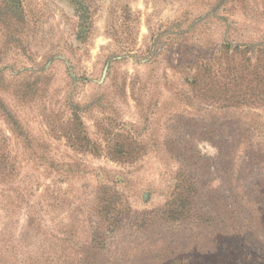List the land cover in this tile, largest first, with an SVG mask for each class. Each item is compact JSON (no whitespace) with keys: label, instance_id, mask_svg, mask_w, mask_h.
Returning a JSON list of instances; mask_svg holds the SVG:
<instances>
[{"label":"rangeland","instance_id":"1","mask_svg":"<svg viewBox=\"0 0 264 264\" xmlns=\"http://www.w3.org/2000/svg\"><path fill=\"white\" fill-rule=\"evenodd\" d=\"M50 262L264 264V0H0V264Z\"/></svg>","mask_w":264,"mask_h":264},{"label":"trees","instance_id":"2","mask_svg":"<svg viewBox=\"0 0 264 264\" xmlns=\"http://www.w3.org/2000/svg\"><path fill=\"white\" fill-rule=\"evenodd\" d=\"M82 132H77V133H70V139L73 142H80L78 146H80L81 148H86V137L85 136H81ZM69 136V135H68ZM82 142V143H81ZM171 192H170V196L171 199L166 201L165 203V207H164V212L168 214V216H174L175 218H178V216H181L182 213L184 212V209L186 208L187 205L190 204L189 201V190H188V186L185 187L180 184L179 182H175L173 183L172 187H171ZM115 203H117L116 197H113ZM115 210V209H114ZM119 211H116V213L113 215L112 217V221H114L113 223H111L109 226L113 227L116 226L117 222L120 220L119 219ZM116 217V218H115ZM108 230V229H107ZM91 239H90V245L89 247H95L94 245H100V246H96L95 248H99V247H103L105 245L104 242V233H97V232H92L90 234ZM244 246L246 248H249L251 246V241H247L244 243ZM50 264H60L57 262H50ZM77 264V263H76ZM78 264H83V263H78Z\"/></svg>","mask_w":264,"mask_h":264}]
</instances>
